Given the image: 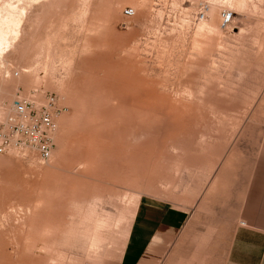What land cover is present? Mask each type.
Instances as JSON below:
<instances>
[{
  "label": "rangeland",
  "instance_id": "374dc122",
  "mask_svg": "<svg viewBox=\"0 0 264 264\" xmlns=\"http://www.w3.org/2000/svg\"><path fill=\"white\" fill-rule=\"evenodd\" d=\"M34 91L65 111L0 155V264H115L140 199L258 147L264 0H0V113Z\"/></svg>",
  "mask_w": 264,
  "mask_h": 264
},
{
  "label": "crops",
  "instance_id": "0c3cea01",
  "mask_svg": "<svg viewBox=\"0 0 264 264\" xmlns=\"http://www.w3.org/2000/svg\"><path fill=\"white\" fill-rule=\"evenodd\" d=\"M228 157L187 199H140L115 264H264V133Z\"/></svg>",
  "mask_w": 264,
  "mask_h": 264
},
{
  "label": "built area",
  "instance_id": "2783aa9c",
  "mask_svg": "<svg viewBox=\"0 0 264 264\" xmlns=\"http://www.w3.org/2000/svg\"><path fill=\"white\" fill-rule=\"evenodd\" d=\"M124 15L132 17L134 10L125 8ZM230 21L231 13L224 11L221 23L226 25ZM1 109L4 111L3 107ZM62 111L65 107L60 106L51 93L34 91L12 100L9 109L0 113V155L31 150L40 159H49L57 130L54 115Z\"/></svg>",
  "mask_w": 264,
  "mask_h": 264
}]
</instances>
